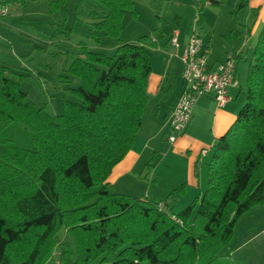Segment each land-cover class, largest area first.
<instances>
[{
    "label": "trees",
    "instance_id": "trees-1",
    "mask_svg": "<svg viewBox=\"0 0 264 264\" xmlns=\"http://www.w3.org/2000/svg\"><path fill=\"white\" fill-rule=\"evenodd\" d=\"M98 1L107 11L93 36L119 38L125 13H137L134 1ZM65 2L53 0L51 12ZM249 2L239 0L238 10ZM207 3L220 2L197 0L199 24ZM157 45L145 35L112 56L81 47L65 76L80 80L72 90L80 101H66L55 118L0 68V264H52L62 231L72 246L64 244L61 264H107L111 257L110 264H214L230 247L239 218L264 205V24L244 105L213 147L202 195L175 213L167 201L186 184L162 203L113 190L108 178L133 148L150 101Z\"/></svg>",
    "mask_w": 264,
    "mask_h": 264
},
{
    "label": "crops",
    "instance_id": "crops-1",
    "mask_svg": "<svg viewBox=\"0 0 264 264\" xmlns=\"http://www.w3.org/2000/svg\"><path fill=\"white\" fill-rule=\"evenodd\" d=\"M23 16L20 13H9L0 18V68H4L5 74L19 80V83L20 79L8 73L22 76L11 69L15 68L11 64L22 67L25 63L23 57L29 54L25 45L32 35L23 27ZM188 37L179 31L178 47L171 44L170 35L167 39L159 40L153 37L158 45L152 49L153 68L148 85L150 101L133 148L113 168L108 178L116 193L135 198L147 197L158 203H162L173 190L186 184V190L180 197L168 199L166 206L170 208H185L194 198L202 195L206 188L213 147L235 121L245 102L238 68L243 49L234 46L233 50L227 49L225 54L220 55L213 52L207 36H202L209 46V62L212 66L229 57L236 60L238 85L229 90L224 107H219L212 95L200 97L194 105L186 130L176 142H169L171 113L184 92L180 55ZM10 40H17L23 48L15 51ZM229 42L233 43V40L230 38ZM6 49L10 56L4 55ZM150 159L153 162L151 168H148ZM229 250V257L236 264H264V205L254 207L239 218Z\"/></svg>",
    "mask_w": 264,
    "mask_h": 264
},
{
    "label": "rangeland",
    "instance_id": "rangeland-1",
    "mask_svg": "<svg viewBox=\"0 0 264 264\" xmlns=\"http://www.w3.org/2000/svg\"><path fill=\"white\" fill-rule=\"evenodd\" d=\"M133 1L137 13L135 16L131 11L125 13L119 38L106 36L102 32L93 36V24L100 21L107 11L98 0H66L53 12V0L7 2L9 13L24 15L23 27L32 35L25 45L29 54L23 57L24 65L11 64L15 67L11 69L22 76L12 72L8 75L20 79L21 89L27 92L28 101L37 108L45 107V111L55 118L63 113L66 101H80L72 91L79 87L80 80L74 76L66 79L65 76L72 61L82 57L81 47L86 46L89 51L112 56L123 43L135 42L145 35L157 40L167 39L174 29H178L184 36H190L194 30L207 36L213 52L220 55L225 54L227 49L233 50L234 46L241 47L243 50L238 68L241 85L245 87L248 65L264 24V0H250L248 6L241 10H238L239 0H216L220 2L216 5L207 3L200 24L197 19V0ZM157 16L165 24L158 23ZM227 35H231L233 43L225 37ZM6 41L4 43L8 45ZM10 41L15 51L23 48L17 40ZM4 55L10 56L8 49ZM182 209L177 206L173 211L178 213ZM67 242L72 246L69 235L62 231L52 264H61L59 255ZM228 251L229 246L223 248L214 264H236L233 258L225 256ZM113 259L108 258L107 264Z\"/></svg>",
    "mask_w": 264,
    "mask_h": 264
},
{
    "label": "built area",
    "instance_id": "built-area-1",
    "mask_svg": "<svg viewBox=\"0 0 264 264\" xmlns=\"http://www.w3.org/2000/svg\"><path fill=\"white\" fill-rule=\"evenodd\" d=\"M8 13V6L0 1V18L7 16ZM170 42L175 47L179 46L178 29L173 31ZM209 58V46L194 30L180 55L184 92L177 100L169 120L168 140L171 144L186 130L192 118L194 105L200 97L212 95L217 105L224 107L228 101L229 90L238 85L237 63L233 57L215 66L210 64ZM160 207L164 208L163 204Z\"/></svg>",
    "mask_w": 264,
    "mask_h": 264
}]
</instances>
